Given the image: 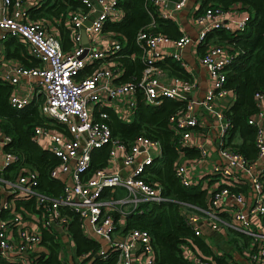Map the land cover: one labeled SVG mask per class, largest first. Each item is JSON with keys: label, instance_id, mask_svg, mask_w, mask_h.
I'll return each instance as SVG.
<instances>
[{"label": "built area", "instance_id": "built-area-1", "mask_svg": "<svg viewBox=\"0 0 264 264\" xmlns=\"http://www.w3.org/2000/svg\"><path fill=\"white\" fill-rule=\"evenodd\" d=\"M83 1L91 5L92 9L90 12L76 11L72 15V37L75 44L69 51L64 49L59 34L52 31L41 20L27 17V6L24 2L15 1L11 12L4 9L5 12L0 15V31L5 32L3 36L17 35L24 39L31 53L40 61L35 66L17 63L9 74H6V79L14 85L21 82L22 76L35 78L38 81L44 92V98L39 103L40 112L66 125L71 136L51 132L48 126L42 124L36 126L33 138L36 139L42 135L49 136L48 149L60 158V163L53 169L52 174L58 175L57 169L60 166L61 170L70 173L72 182L65 184L62 197L51 198L37 188L38 172L24 168V166L21 168L22 171L16 175V179L0 177V180L6 181L10 188L17 187L21 188L24 193L35 194L40 205L54 208L55 218H58L61 224L62 221L68 222L69 218L68 215L60 212V204L70 205L78 212L81 226L90 227L95 234L109 241L107 247L100 246L98 250V254L104 258H107L109 253L117 251L116 264H154L156 249L151 231L147 228L134 227L120 233L119 216L116 214L120 211V214L125 213L128 216L131 211L126 210L125 207L129 203L136 209L144 200L161 202L168 199L162 193L160 186L149 182L144 176L147 166L154 162L153 149L157 147L161 152L160 142L157 139L139 135L133 143L127 145L118 137L113 136L111 127L105 120L109 115L108 110H102L95 115L94 109L103 99L104 92L117 97L125 92H135L139 88L145 91L147 101L150 103H161L165 97L185 100L186 106L177 110L171 120L172 127L180 135V145L191 146L194 127L199 124L197 106L202 105L209 110H215L213 101L216 96L228 95L232 92L225 85L227 79L225 67L232 59L230 49L217 43L208 44L205 48L200 59L209 71L212 84L206 97L197 101L191 99L189 94L195 86L193 80L175 77L170 84L166 81V69L156 61V56L159 55L158 45L165 41H172L176 47L173 55L184 65L179 50L192 40L191 36L183 33L179 37L172 38L164 33L141 29L137 41L142 45L143 57L147 60V66L143 69L140 80L138 82L131 80L114 82L116 74L106 57L113 49H120L122 43L115 42L114 45L111 44L103 49H94L91 38L92 41L98 40L99 35L103 33L104 22L107 19L120 17L123 11L117 7L118 0ZM154 1L159 4V11L162 6L170 2L177 9L182 8L188 0ZM4 3L10 5L12 2L4 0ZM97 9L98 14L91 24L86 26V31L91 38L88 50L83 54L85 51L82 42L83 25ZM234 9V7L225 9L221 6L209 5L196 14L194 19L202 27L200 39L204 41L207 32L216 27L234 30L246 26L250 18L247 13L238 20L237 27L233 28L226 24L223 16L233 12ZM158 14L163 16L160 12ZM170 16L164 15V17ZM153 26L155 22L151 23V27ZM97 60L100 62L92 72L79 76L81 69ZM16 92L14 90L12 93L11 102L17 107H23L28 99L19 96ZM134 105L135 101L129 103L131 109ZM262 113L259 110L256 114L260 117ZM217 116L221 122L219 151L225 162H217L210 172L214 179L212 180L209 176L211 181L207 186L209 192L207 205L184 202L186 221L192 226L196 235L203 232L204 223L214 230H219L223 225H229L245 232L251 237L250 249L247 252L251 264H264V178L262 174H256L253 171L255 165L264 159V127L258 117L254 116L250 119V122L257 126L256 144L258 147V157L251 162L241 152L224 145L229 122L223 112H218ZM10 139L11 137L0 128V144L5 145ZM107 143L111 144L112 159L119 149L125 165L132 166L129 175L121 176L120 173L109 169L108 164L106 167L97 168L91 177L84 178L83 173L90 166L92 150ZM199 151L203 158H207L210 154L209 148L205 145H199ZM143 152L146 154L145 157L142 156L137 160V156ZM19 158L20 156L15 152L0 147V167L16 162ZM176 174L185 185L192 184L187 164L178 163ZM244 175L250 180H246ZM245 185L248 186V193L241 190L237 192L233 189ZM118 187L125 188L127 197L106 195L108 189L111 191ZM254 216H257L260 221V229L252 227ZM19 223L20 216L16 213L13 218H1L0 253L7 259L12 256L11 252L16 251L22 257L24 264H33L29 255L35 244L41 241V235L35 230L20 226V242H15L8 235L11 226ZM193 264H217V262L206 256L197 255L193 258Z\"/></svg>", "mask_w": 264, "mask_h": 264}, {"label": "trees", "instance_id": "trees-1", "mask_svg": "<svg viewBox=\"0 0 264 264\" xmlns=\"http://www.w3.org/2000/svg\"><path fill=\"white\" fill-rule=\"evenodd\" d=\"M17 0H11L13 3ZM27 6V17L33 20H41L45 24L53 22L64 31L63 38L70 31L71 17L76 11L90 12L92 6L83 0H20ZM242 5L250 15L247 25L242 28L230 30L225 27H216L209 30L203 41V47L217 43L230 49L231 62L225 67L227 79L225 85L235 94L234 101L224 110V115L229 122L225 136V146H230L241 152L246 159L254 161L258 157L256 144L257 126L250 122L260 110V97L264 96V0H204L202 8L209 5H217L222 8H235ZM158 3L154 0H118L117 7L123 13L115 19H107L104 22L102 32L112 35L113 43L121 42L120 49H113L106 57L107 61L116 74V81L138 82L143 69L147 66V60L143 57L142 45L137 41L141 29L152 32H160L169 37L176 38L180 32L178 23L171 17H164L157 13ZM205 7V8H206ZM155 26L151 27V23ZM67 30V31H66ZM7 55L21 58L24 64L35 66L40 63L39 59L30 54L25 42L17 35H8ZM61 39V35H59ZM73 39V38H72ZM71 39V40H72ZM24 40V39H23ZM75 41L63 44L69 51ZM71 46L68 49V46ZM162 67L170 70V73L182 77L189 74L185 68L173 57L164 61H157ZM92 72V67L87 64L79 76H85ZM140 89V88H139ZM14 92V84L0 75V128L11 139L4 145L6 150L15 152L20 156L19 160L4 167V173L8 177L14 172L16 176L24 168L38 172L37 188L41 193L51 198H59L64 189V181L59 176L52 174L59 163L60 158L50 149L42 146L33 138L38 125L57 127L60 123L42 114L39 110L40 101H32L23 107H17L11 102ZM186 106L185 100L165 97L160 104L147 103L140 96L136 109L131 119L125 120L116 111L108 108L109 115L105 118L110 125L112 134L124 141L127 145L133 143L139 135L157 139L161 146V155L144 173L145 178L161 187L162 193L167 200L161 202H141L144 210L132 209L126 216L125 229L147 228L151 231L156 249V261L154 264H193L182 248V243L194 240L205 253L212 254L217 264H236V260L229 253H220L213 249L204 236L196 235L192 226L186 221L183 209L184 202L196 205H207V191L200 184L185 185L176 174L177 164L181 157L200 155L199 149L193 146H181L180 135L172 127V115ZM107 107H102L105 109ZM97 109L96 112H98ZM51 122L54 123L51 125ZM111 144L96 147L91 153L89 168L83 173L84 178L91 177L95 170L106 167L110 162ZM235 191H248V186L234 187ZM14 195V207L23 211L22 207L30 210H41L45 205H38L36 195ZM63 213L67 212L71 217L66 224L69 234L77 244L79 256L85 255L88 264H116L117 251L109 253L107 258L98 254L99 242L85 234L81 226L79 214L68 206L60 204ZM13 209L2 208L0 218L15 215ZM116 215H120V211ZM44 241L49 250L45 257L44 252L35 255L37 264H63L59 258L61 238L58 232L52 228L43 232ZM238 233V234H237ZM230 231L231 241L241 248L239 237L246 235L248 243L250 236L243 232ZM0 264H24L22 261H9L0 254ZM85 264V263H82Z\"/></svg>", "mask_w": 264, "mask_h": 264}, {"label": "crops", "instance_id": "crops-1", "mask_svg": "<svg viewBox=\"0 0 264 264\" xmlns=\"http://www.w3.org/2000/svg\"><path fill=\"white\" fill-rule=\"evenodd\" d=\"M204 3V0H188L184 7L182 8H175L174 4L170 2L166 6H162L158 12L162 13L164 16L171 15L170 17L173 18L177 23L178 27L180 29L181 33H185L187 35H190L192 40L187 43L181 50L180 56L182 60L184 61V65L181 63V60L175 58L173 55L176 51V47L173 44L172 41H165L158 45L157 50L159 52V55L156 56V61H164L166 58L173 57L176 60L179 61V63L185 68V70L188 72V77H182L176 74L170 73V70L167 69V76L166 81L170 84L173 82L175 77H180L183 79L193 80L195 82V86L193 89L189 92L191 99H195L197 101L202 100L206 97L208 90L211 87L212 81L209 74V71L207 70L206 66L203 65L201 62V56L204 53L205 48L203 47V41L200 39L202 27L195 21L194 17L199 12L203 11L206 6H204L203 9L202 5ZM4 9H7L9 12L12 11V6L5 5L4 0H0V15H2L5 11ZM246 8L244 9L243 6L240 4L233 12L227 13L225 16H223L225 22L227 25H230L231 27L235 28L238 26V20H240L243 15L246 13ZM160 15V14H159ZM49 28L52 29V31L56 32L57 34L61 35V41L62 45H67L69 41L72 42L73 45V26L70 25V31H68V34L63 38L64 31H62L60 28H58L56 25H54L53 22H50L46 24ZM67 31V30H66ZM4 31H0V75L6 78V74L12 70L13 66L17 63L24 64V61L21 58L11 57L7 55V41L9 36L5 35L3 36ZM91 38V37H89ZM72 39V40H71ZM20 40L22 42L24 41L26 48H28V51L31 53L30 47L28 43L23 40L20 37ZM113 43L112 35L109 32H103L99 35L98 40L92 41L91 38V44L94 49H103L104 47H108ZM68 46L67 48L70 49L71 46ZM73 49V48H72ZM35 56V55H34ZM100 62L97 60L95 63H89L92 67V70L96 67L97 63ZM109 63V61H107ZM111 66L114 65V62L112 61L109 63ZM114 82L116 81V77L114 78ZM14 90L17 91L16 93L21 97H27L28 101L25 105L32 101H41L44 98V92L42 88L40 87L38 81L33 78H29L27 76H22L21 82H19L17 85H14ZM144 93V99L147 103H150L147 101L145 91L140 88L137 89L135 92H125L124 94H121L119 96H112L107 92L103 93V99L99 101L94 109L95 115H98L100 111L107 110L108 108L116 111L121 117H123L125 120H130L131 116L134 112V109H136V105L138 102V99L140 96H143ZM171 98V97H170ZM175 99V98H174ZM235 94L232 91L228 95L223 96H216L214 99V109L215 110H209L205 106L199 105L198 108V118H199V124L194 127V132L192 135L191 140V146L199 149V145H205L209 148L210 154L207 158H203L200 155L197 157L191 156V155H184L181 157L180 162L185 163L188 166V173H190L191 176V182L192 184H200L201 188L203 187L207 191L208 183L211 181L210 172L213 169V166L219 162H225V159L221 156L219 151V140L221 138V122L219 121V118L217 116L218 112H224V110L234 101ZM131 101H135L134 108L131 109L129 107V103ZM154 104V103H151ZM160 104V103H158ZM107 107L105 109H102V107ZM98 110V112H96ZM260 110L263 112L260 117H258V114L255 115V117L259 118V122L264 127V96L260 98ZM54 123L51 122V125ZM51 132H59L63 133L65 136L69 137L71 136V133L67 130L66 125L60 123L57 127H49ZM3 134V133H2ZM1 134V135H2ZM39 143L42 144V146H45L48 148L49 143V136L42 135L39 138L35 139ZM4 144V143H3ZM2 143L0 144L1 149L4 148V145ZM155 159L159 158L161 155V152L158 151V148L155 147L153 149ZM145 153H141V155L137 156V160L140 158L145 157ZM150 166V165H149ZM148 166V167H149ZM4 167H0V177L7 178L8 176L4 173ZM109 169L113 170L114 172H118L121 174V176L125 177L129 175L132 166L125 165L123 161L122 152L118 149L116 156L112 159L110 158L109 162ZM58 175L63 179L64 186L66 183H71L72 180L70 179V173L64 172L60 169V166L57 169ZM254 173L262 174V177L264 178V159L260 160L259 163L255 165L253 168ZM16 176H14V172L10 176L11 179H16ZM245 177V175H244ZM211 179L213 180L214 177L211 176ZM246 180H250L249 177H245ZM71 180V181H70ZM108 189L106 191L107 196L111 197H117V196H125L127 197L126 190L124 187H118L117 189H114L109 192ZM249 191V189H248ZM247 191V193H248ZM109 192V193H108ZM14 195H27L30 196L27 193H24V191L21 188L14 187L10 188V185L6 181L0 180V205L2 208L4 207H10L13 209L12 212H15L17 215L20 216V223L17 225H12L11 230L9 231V238H12L15 242H20V226L27 227L28 229L35 230L40 233L41 235V241L35 244V247L33 251L30 253L29 257L31 258V261L33 264H37L35 261V255L40 254L44 252L45 257L48 256V246L44 240L43 232L45 229L52 228L55 232L57 231L61 238V249L59 253V258L63 264H88V261L84 262L85 256H79V252L77 250V244L72 239L71 235L69 234L67 223L70 221L71 217L67 212L63 213L61 210V207H59V210L62 214L68 215L69 221L64 222L62 221V224L60 223L58 218H55L54 215V208L52 207H42L41 210H30L28 208L22 207L23 211H18L14 207L15 201H14ZM64 195V189L63 193L60 197ZM207 196H209V192L207 191ZM37 198V197H36ZM264 199V196H263ZM38 202V200H37ZM147 202H154L149 200H144L143 203ZM250 202V201H248ZM143 204V207H141V204H139V207L136 209H140L141 211L144 210L145 205ZM7 205V206H5ZM39 205V203H38ZM63 206H68L72 208L70 205L62 204ZM40 206V205H39ZM41 207V206H40ZM1 208V209H2ZM0 209V211H1ZM74 211H76L74 208H72ZM125 209L128 211H131L133 208V205L129 203ZM127 211V212H128ZM77 212V211H76ZM78 213V212H77ZM229 219L231 217L228 215ZM9 217H5L4 219H8ZM80 218V216H79ZM81 220V219H80ZM253 228L260 229V221L257 216L253 217ZM1 222V218H0ZM118 226L120 227L119 232L124 233L125 226H126V214H120L118 217ZM83 231L86 235L95 238L100 246L107 247L109 245V241L105 238H103L100 235H97L93 232V230L90 227H84L82 225ZM230 231L233 232H243L238 230L235 227L229 226V225H223L219 230L212 229L211 226H209L207 223L203 224V232L200 234L204 236L206 241L213 246V249L220 252V253H229L232 254V257L237 261V263H244V264H251L250 259L247 256L248 249H250L249 242L247 243L245 240L244 234H241L242 237H239V243L241 244V248H237V245L234 244L230 239ZM245 233V232H243ZM238 234V233H237ZM246 234V233H245ZM248 235V234H247ZM182 248L184 250V253L187 257L191 259L193 262V258L197 255H203L206 256L213 261V255L205 253L202 248L194 242V240L189 239L187 242H183ZM224 245L230 246L231 249L224 250ZM101 248V247H100ZM1 254V253H0ZM11 257L7 258L9 261H22V257L19 256V254L15 251L11 252ZM216 262V261H215Z\"/></svg>", "mask_w": 264, "mask_h": 264}, {"label": "water", "instance_id": "water-1", "mask_svg": "<svg viewBox=\"0 0 264 264\" xmlns=\"http://www.w3.org/2000/svg\"><path fill=\"white\" fill-rule=\"evenodd\" d=\"M97 8L99 9L100 8V5L98 4L97 5ZM95 10V12H93L84 22V25H83V30H82V34H83V37H82V42L85 46V51L83 54H85L88 50V47L90 45V38H89V35L86 31V26H89L91 24V22L93 21V19L95 18V16L98 14L99 10Z\"/></svg>", "mask_w": 264, "mask_h": 264}, {"label": "rangeland", "instance_id": "rangeland-1", "mask_svg": "<svg viewBox=\"0 0 264 264\" xmlns=\"http://www.w3.org/2000/svg\"><path fill=\"white\" fill-rule=\"evenodd\" d=\"M223 248H224V250L231 249L230 246H226V245H224Z\"/></svg>", "mask_w": 264, "mask_h": 264}]
</instances>
